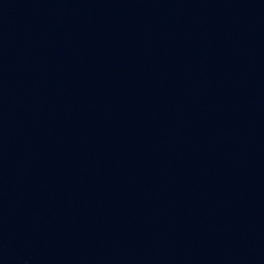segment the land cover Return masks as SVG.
<instances>
[{
	"label": "water",
	"instance_id": "obj_1",
	"mask_svg": "<svg viewBox=\"0 0 264 264\" xmlns=\"http://www.w3.org/2000/svg\"><path fill=\"white\" fill-rule=\"evenodd\" d=\"M0 264H264V0H0Z\"/></svg>",
	"mask_w": 264,
	"mask_h": 264
}]
</instances>
